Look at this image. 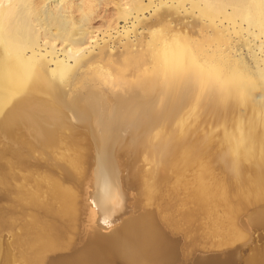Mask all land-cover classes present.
<instances>
[{
    "label": "bare ground",
    "instance_id": "6f19581e",
    "mask_svg": "<svg viewBox=\"0 0 264 264\" xmlns=\"http://www.w3.org/2000/svg\"><path fill=\"white\" fill-rule=\"evenodd\" d=\"M174 2L181 8L186 2L197 7L199 14L209 19L208 24L198 29L211 27L214 34L195 31L198 39L190 33L195 22L185 24L182 20L185 16L175 18V12L174 18H169L174 7L177 8L173 6ZM114 9L118 10L114 12L118 13L123 24L111 23V11ZM220 16L233 24L237 34L240 29H256L260 36H264V0H0V138L8 141V145L4 141L5 149L0 157L4 160L15 158L12 162L19 169L18 163L23 165L27 161L24 157L34 146L29 149L22 141L23 147L18 146L22 148L15 150L13 140H16L18 131L29 134L37 144L39 142L49 148L55 147L56 142L58 145L56 127H49L44 121L46 113L63 114L64 125L76 128L68 144L65 143L73 150L67 166L62 169L66 179L53 181L62 203V210L54 213L51 220L55 236H44L41 242L44 248L54 247L65 252L51 264H108L110 259L107 262L103 259L105 251L120 264H208L194 258L187 261V252L183 253L182 259H177L174 242L159 230L153 213L148 218H144L145 212L142 216L126 215L127 218L120 220L122 222L109 237L101 236L94 229L96 218L103 220V224L104 221L109 224L127 207L129 196L124 188L131 184L134 186L138 179L142 180L141 172L133 166V161L143 144L152 154H159V177H163L165 167L203 159L198 150L200 142L197 143L203 134L207 135L202 138L205 141L208 136L215 139L219 134L224 141L223 146L225 144L230 152L228 156L234 157L224 161L220 153L210 158L213 161L220 159L226 172L239 177L241 165L238 160L251 163L253 179L248 184L235 185L224 180L202 183L195 196L197 198H194L201 211L200 207L213 202V196L220 197L228 213V221L223 224L225 236L236 234L234 217L242 207L251 201L264 199V57L256 58L253 53L250 59L244 60L234 53L227 33L223 34V28L229 25L225 27ZM216 17H219L218 23L214 19ZM172 20L180 24L172 25ZM119 29H131L132 32L135 29L147 30L141 32L137 49L136 43L126 35L127 31L123 37L118 33ZM117 33L125 38L124 42H120L122 40ZM207 46L213 48L209 50ZM249 61L255 69L248 67ZM137 72L139 74L135 76ZM129 75L137 77L136 80L131 76L133 81L127 82L125 79ZM77 78L100 81L113 91L108 89L111 93H105V89L99 88L97 92L92 87L87 89L84 99L72 97L67 101L60 86L62 82L59 84L58 81L64 79L71 90ZM113 86H118L119 90ZM131 86L141 90L144 98L155 97L156 105L148 100L138 101L136 94L134 101H127ZM173 110H178L175 125L178 133L169 127V131L164 130L165 127L161 129V124L157 127L158 118L167 117ZM201 129L204 132L200 139H195ZM194 131L199 132L194 134ZM23 133L20 134L24 136L19 134L22 138L26 136ZM14 134L13 139L11 136ZM10 138L13 145L9 144ZM16 141L20 143L21 137ZM222 148L221 151L225 149ZM122 157H126V162L122 159L123 166H126L125 174H120L119 160ZM92 160L95 165L93 197L97 208L90 210L83 203L79 212L78 199H82L91 177H88L86 165ZM24 173L27 174L23 172L20 175ZM16 174L15 171L14 176ZM6 176L3 174L1 177ZM202 194H207L210 200L200 201L198 198ZM145 199L146 193L142 189L133 201L143 204ZM155 213L164 225L170 226L171 231L182 232L184 227L178 229L175 218L170 219L167 213ZM80 214L83 217L78 219ZM183 214L184 218L193 216L191 211ZM193 220L189 221L193 223ZM262 222L264 207L249 215V223ZM78 224L82 227H79V233ZM229 236L224 241L232 239ZM85 239L84 247L80 250L74 248L77 242ZM233 241L230 243L234 244ZM249 262L264 264V250L252 255ZM110 264H116V261Z\"/></svg>",
    "mask_w": 264,
    "mask_h": 264
},
{
    "label": "rangeland",
    "instance_id": "374dc122",
    "mask_svg": "<svg viewBox=\"0 0 264 264\" xmlns=\"http://www.w3.org/2000/svg\"><path fill=\"white\" fill-rule=\"evenodd\" d=\"M187 2L183 8H181L182 6L179 7L178 5H175L176 2H174L173 6H177V8L174 7V11H173L172 15H170L169 18H174V17L176 18V16L179 15V16H185L184 18H182V20L185 22V24L195 22V25L191 27L192 28L191 30L193 32H190V33L192 34V36H194V34L196 33L195 31L206 32V34H208V35L214 34L213 30L210 29L211 27H209L207 29H198L203 24H208L209 19L201 16L198 12L197 7H193V6H191L190 3L188 4ZM184 8H186V9H184ZM116 10L117 9H114L113 11H111V14L113 16V19H112V16L110 15L111 19H112L111 23L114 24V22H120V25H121V24H123V22H122L121 18H119V16L117 15L118 13L117 14L115 13ZM186 11H188V12H186ZM174 12H175V16H174ZM114 15L115 16L117 15L118 17L117 16L115 17ZM217 18H219V17L214 18L216 23H218L220 21V20L218 21ZM220 18L223 21L224 26L226 24H227L226 26L229 25L228 26L229 28L226 26H225L226 28H223V30H224L223 34L226 35V33H227L226 36L229 38L230 43H232L231 48H232V51L234 53L241 55L244 58V60L250 59L252 57L253 53L258 56V57L256 56V58L260 57V59H262L264 57V49H263L264 48V36H260V34H258L256 29H240V30L238 29L239 31L238 30L237 31L239 34L242 32L239 36V34H237V32L236 33L234 32V28H232L233 24L230 21H228V23H227L226 20L222 19L221 16H220ZM115 19H116V21H115ZM183 21H182V23H184ZM176 22H177L176 20H172L171 24L172 25L180 24V22H178V23H176ZM119 30L120 31L118 33L119 34L121 33L120 34L121 36H123V35L125 36V33L127 31L126 35L128 34L127 36L129 37V39H131L133 42L136 43V46L138 49L140 47V40H141L140 37L142 34L141 32L144 33V32H146L147 29H138V30L135 29V32L137 30L136 35H135V32L134 31L132 32L131 29H119ZM225 30H227V31H225ZM251 30H253L256 33H252ZM120 35H119V37L122 40L120 42H124L125 38H122ZM195 36L198 39H200L198 37V34H195ZM213 47H215V45H213ZM213 47L207 46V49L211 50ZM235 47H236V50H235ZM252 64H256V63L252 62ZM261 65H262V63H261ZM248 67L250 69H255L251 66L250 61H249ZM139 73H140V71H139ZM139 73L137 72L135 74V76L138 75ZM129 76H130V79H128ZM129 76L128 77L126 76V79H125V80H127V82H130L128 80L133 81V79L136 80V78H137L133 75H129ZM131 76L133 77V79L131 78ZM75 80H74L75 82L73 81V83H72V86H73V88L71 89L72 91L69 90L68 86L65 85L66 82L64 79L61 81L60 80L58 81L59 84H60V82H62L60 84V86H61L62 91H63L62 93H63L64 99L65 100L67 99V101H69L70 99H73L72 97L78 98V99L80 98L79 100L84 99L86 97L85 94H86L87 89H89V88L92 89V87L97 92H98L97 89H99V88L102 89V91L105 89V93H107V92L111 93L113 91L110 88H107V87H109L107 84L105 85L104 83L97 81V80L94 81L95 83L93 82V79L90 81V78H77ZM106 88H107V90H106ZM113 88L115 90H116V88H117V90H119L118 86H113ZM73 89H74L75 93L73 92ZM108 89L111 90V92ZM129 91H130L131 95L133 93L134 94L132 96L129 95V97L126 98L127 101H134V99H136V96H135V94H136L138 96L137 97L138 101L148 100L149 102H151L152 105H156V98L155 97L144 98L141 94V90L135 88L134 86H131L129 88ZM70 93H71V95H70ZM76 95H78V96L76 97ZM177 111L173 110L169 115H166L167 117L160 116L158 118V121H157V124H158L157 127L162 126L161 129H163L165 127L164 130H166V131H169V128L170 129L172 128L171 129L172 131H173V129L175 130ZM49 113H51V114H47V113L45 114L47 118L44 121L49 127H53V128L56 127L55 133H57L56 137H58V139L56 138L57 139L56 141H58V145L56 142L55 147L52 144L53 147L50 146V148H49L48 146L46 147L45 144H42L39 142L37 144V141H35L29 134L27 136V133H23L21 131H18L19 133L16 132L18 135L17 137L22 135L20 133H23L26 136L24 138H22V136H24V135L20 136L21 141L19 143V141H16V140H20V137L19 138L16 137V140H15L14 138L16 135L14 134L11 136V137H13L14 140L10 138L11 143L9 142V144L13 145V143L15 142L14 143L15 145L13 146V148L14 149L16 148L15 150H17V151L19 148L23 147L22 141H24L25 144L27 143L26 146L27 147L29 146V149H31L34 146V148H32L33 150L32 151L30 150V153L27 152L26 156L24 154V156H25L24 158L27 159V161L25 160L23 165L25 163L27 165L25 164L26 166L25 165L23 166V165H20V163H18V165L21 167L19 169L18 167H16V164L13 163V162H15V161H13L15 158H13V160L10 158L4 160V157H0V159H1L0 160V167H1L0 172L3 173L4 176L7 175L4 178V177H1V176H3V174L0 173V185H1L0 186V264H5V262H6V264H51L53 261L56 262V260L59 259V257H62V254L65 253L64 250L57 249L54 247L44 248L42 246L41 242H42V239L45 237L53 238L55 236V228L53 227L51 220L55 214L59 213L62 210V208H61L62 203L58 197V193H57L56 189L53 187V181L56 179V181L61 182V181H64L66 179V177L64 175L65 173L62 171V169L65 166H67V164H68L67 159H69L70 157H72L71 155H73L72 154L73 150H71L72 148L70 149L69 145H67V144H68V141L71 139V137L74 135V131L76 130V128L72 127V126L64 125L63 114H57V112H49ZM160 124H161V126H160ZM164 124H165V126H163ZM168 125H170V126H168ZM204 128H206V127H204ZM166 131H164V132H166ZM177 131L178 130H175L176 133H178ZM204 131L208 132L207 128L204 129ZM204 131H203V129H201L200 130L201 134L197 133L199 131H197V132L194 131V134H196V133L198 134V136L195 135L194 138L195 139L198 138V140H199L200 139L199 136L202 135V133ZM175 132H174V134H176ZM207 132H205V133L208 134ZM180 133H182V132L180 131ZM180 133H179V135H180ZM183 133L181 135H184ZM204 136H207V135L203 134V136H202L203 139H204ZM215 137L217 139L216 138L214 139V137L212 138V137L208 136L207 138L205 137L207 139V141L203 140L202 138H201L202 141H201V139H200V141L196 140L197 143L200 142V143H198V146H199L198 150H200L199 152H201L202 156H204L203 159L196 160V161L195 160L190 161L186 164L180 163L179 165H176V166L170 165L168 167H165V169H164L165 172H164L163 177H159L160 176L159 174L157 175V173L161 170L160 169L161 168L160 162H158L159 154H156L154 151H153L154 153L152 154V152L149 151V148H147L144 144L142 146H140V149L137 152L136 157L133 161V166L135 168H137L138 171L141 172L142 180L138 179L137 183L136 182L134 183V186L131 184V185L126 186L124 188V190L128 194L127 196H129V197H127V201H126L127 207L124 209L125 211L123 210V212L119 215V217L117 216V218L111 219V223H109V224L108 223L103 224V220L96 218L93 222L94 229H96L97 232L110 230L113 227L118 226L123 221L124 218H127V216L128 217L133 216L134 214H131V213L133 211H136L138 208L142 207V205H143V207L153 209L156 212L158 211L160 214L161 213H164V214L167 213L166 215L167 216L169 215L168 217L170 219L173 220L175 218L174 221L176 220L175 223H176V226L178 229L181 230L183 227L185 228V229L183 228V230H181L182 232L180 233L181 236H183V241H184V245H185V248H182V249H184L183 250L184 253L187 252V254H189V257H191L192 251L196 250V249L206 250V249L224 248L227 246H233L235 244V245L240 246V252H239L240 253V263L241 264H251V262H249V260L252 257V255H254L258 251L262 252L264 250V222H262V223H249V215L252 212H254L255 209H258L260 207H264V199H262L261 201H255V202L251 201L249 203V205L248 204L245 205L244 207H242L243 209L241 208L237 212V215H235V217H234V220H235L234 226H235V230H236V234L234 236H229V235L225 236V233H224L225 227L223 224L228 221V213L226 211L225 204H223L224 202L220 201V197L218 195H215L217 197V199H215V196H213V202L214 203L213 202L211 204L207 203V204H205L206 207L205 206L200 207L201 211L198 208L199 206L196 205L197 204L196 199H194V198H197L195 196H197L198 193L200 192L199 189H201L202 186L206 183H208V184L209 183H215V182L218 183V182L224 180V181H228V182L235 184V185H240V183L248 184L253 179L252 178L253 172H252V169L250 168V166H251L250 162H246V161L244 162V161L238 160V163L240 162L239 164L241 165V169L239 172L240 176L238 177L237 175H235V173L226 172V170L223 168V165L220 163V159H217L216 161L210 160L211 157H217V155H219L220 153H222V155L224 157V161L225 160L230 161L234 158L233 156H232L233 157L232 158L231 155L228 156V154L230 152H228V150H226L225 144L223 146L224 141L222 139H220L219 134L215 135ZM211 138H212V140H210ZM219 141L222 143H220ZM4 143H5V145H8V141H6V139L0 138V152L5 149ZM31 143H34V144H31ZM35 143L37 145H39V147L37 145H35ZM65 143H67V144H65ZM28 144H30V145H28ZM44 145H45V147H43ZM18 146H22V147L18 148ZM221 147H223L225 149L221 151ZM12 152L14 153V151H12ZM223 152L225 154H223ZM13 153H11V155H13ZM0 154H2V152ZM3 154H8V153L3 152ZM1 156H3V155H1ZM229 157H231V158H229ZM10 160H11V162H10ZM125 160H126V157L125 158L122 157L119 160L120 164H121L120 165L121 166L120 167V174H125V172H126V166L125 167L123 166L125 164L123 162H126ZM3 161H5V162H3ZM8 162H10V163H8ZM4 163H6V164H4ZM11 164L13 165V167ZM5 165H6V168H3ZM88 165H86V168L87 169L89 168V170H87V174H88V177L89 176H91V177L88 178L87 185H86L87 186L86 191L84 192L83 197H82L83 201L80 197L78 199L77 205H79V212L83 206V203L90 210L93 209V211H95L97 208L96 203L94 202V197H93L94 196L93 195L94 194V179L92 178V174L94 172V166H95L94 161L93 160L90 161V164L88 163ZM7 167H9V168H7ZM14 167L18 168L19 170L15 169ZM2 168H3V170H1ZM5 169H7L8 171L7 170L5 171ZM11 170H12V172H10ZM15 171L17 172L16 176H14ZM7 172H8V174H7ZM23 172H26L27 174L24 173L23 174L24 177H21L23 175H20V174H22ZM18 174H19V177L17 176ZM28 174L30 175V177ZM47 174L50 176L48 177ZM51 174L52 175L54 174V175L52 176ZM25 175L26 176L28 175V177L25 178L26 177ZM13 176L15 179L13 178ZM157 176H158V178H157ZM3 178L5 179V181ZM17 178H18V180L16 181ZM24 178H25L26 182L24 181ZM21 180L23 181V183ZM139 181L142 183L140 184ZM6 183H8V184L6 185ZM202 183H203V185H202ZM67 184L71 185L70 182H68ZM11 185H12V187L10 188ZM83 188H85V186H83ZM151 188L153 191L151 190ZM142 189L145 190L146 199L144 200L143 204H139L138 202L135 203L133 200H134V198H136L139 195V192ZM19 190L21 193L19 192ZM147 190H149V191H147ZM15 191H17L18 193ZM151 191L153 192V194ZM194 192L195 193L197 192V193L195 194ZM19 193H20V195H19ZM207 197H208L207 194H202L198 199L200 201H202L203 199L206 201H209L210 199H208ZM17 198H18V200H17ZM189 198L191 201L189 200ZM147 199L148 200L150 199L152 201L148 202ZM198 199H197V201H199ZM146 201H147V204L145 203ZM133 203H134V205H133ZM211 205H213V206H211ZM214 205H216V206H214ZM196 206H198V207H196ZM162 208H164V209L166 208V210H168V211L165 212V210H163ZM181 208H183V209H181ZM52 209L54 211H52ZM194 209H195V211H194ZM169 210H170V212H169ZM183 210H184V212H186V211L190 212L191 211L193 213V216H191L192 218L191 217H187L188 219L184 218ZM49 211H50V213H49ZM181 211L183 213H181ZM124 212H127L130 215L126 216V215H124V214H126ZM144 212H145L144 218H148L150 213H148L147 211H144ZM48 213L50 214V216L48 215ZM142 213L143 212H139V214H137V215L139 216L141 214V216H142L143 215ZM171 213H172V215L170 217ZM175 213H176V215H175ZM82 217H83V214H80V216L78 215V219L79 218L81 219ZM49 218H51V219H49ZM180 218L183 220H181ZM190 218L192 220H193V218H196L195 222L193 220L194 224L189 221V220H191ZM184 219L186 221V224H184L185 223ZM120 220H122V221H120ZM80 221H82V220H80ZM180 225H182V226H180ZM192 225H194V226H192ZM79 227L82 228L80 226V224H78V228ZM168 227H170V226L168 225ZM80 228L78 230V233H79V231H81ZM169 229H171V228H169ZM186 229H189V230L187 231ZM196 231H197V233L195 234L194 232H196ZM188 232H190L189 233L190 235L188 234ZM176 233H179V232H176ZM198 233H201V234L199 235ZM224 236L225 237L229 236V238L232 237V239L234 238L236 240L233 241L234 239L232 240L230 238V240L227 239L226 241H224L225 240ZM219 238H221V239L224 238V239H222V240L220 239L221 240L220 241ZM189 239L192 241L193 244L191 243V241L189 242ZM216 241H218V243ZM230 241L231 242L233 241L234 244L233 243L231 244ZM212 243H213V245H212ZM213 246H215V247H213ZM218 246H220V247H218ZM221 246H224V247H221ZM104 253L105 254H103V257L104 256L105 257L103 259L106 262L109 259L111 260V261L109 260L108 264H110L111 262L113 263L114 260L116 261V264H120V263H117V259H115L114 257H111L109 252L105 251ZM57 256H58V258H57ZM186 259L188 261L189 258L186 257ZM122 264H135V263L127 262V263H122Z\"/></svg>",
    "mask_w": 264,
    "mask_h": 264
},
{
    "label": "water",
    "instance_id": "95a60500",
    "mask_svg": "<svg viewBox=\"0 0 264 264\" xmlns=\"http://www.w3.org/2000/svg\"><path fill=\"white\" fill-rule=\"evenodd\" d=\"M144 211H148L150 214L151 212L153 213V216L155 217V221L157 222V225L159 227V230L166 235L170 240H172L175 244V251L177 252L176 257L177 259L181 258L183 256V250L182 248H184V241H183V236H181L180 233H173V231H171L169 229L168 226H165L161 220H159L158 216L156 215V213L154 212L153 209H149V208H138L136 211H133L131 214H139V212H144ZM125 215H130L129 213L125 212ZM115 227H113L110 230L107 231H98V233L101 236H106L109 237L113 234ZM87 239L85 240H81V242H77L78 244L76 245V247H74L77 250H80L82 247H84L85 243H86ZM73 248V249H74ZM84 249V248H83ZM86 250H81V252H85ZM240 246L239 245H233V246H227L224 248H216V249H196L193 250L191 253V257L190 258H194L195 260L199 261V262H206L208 264H241L240 263ZM188 258V257H187ZM188 259V260H189ZM191 261V259H190Z\"/></svg>",
    "mask_w": 264,
    "mask_h": 264
},
{
    "label": "snow or ice",
    "instance_id": "6c2138e0",
    "mask_svg": "<svg viewBox=\"0 0 264 264\" xmlns=\"http://www.w3.org/2000/svg\"><path fill=\"white\" fill-rule=\"evenodd\" d=\"M105 223H107V221H104Z\"/></svg>",
    "mask_w": 264,
    "mask_h": 264
}]
</instances>
